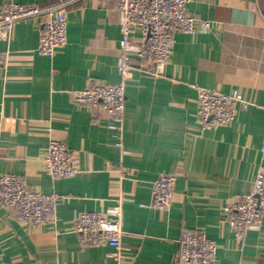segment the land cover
<instances>
[{
    "label": "crops",
    "instance_id": "1",
    "mask_svg": "<svg viewBox=\"0 0 264 264\" xmlns=\"http://www.w3.org/2000/svg\"><path fill=\"white\" fill-rule=\"evenodd\" d=\"M119 1L74 0L67 43L53 56L38 51L40 18L18 21L7 39L0 35V176L20 174L30 187L63 197L37 226L20 222L0 200V264H112L111 247L84 244L72 222L81 211L104 214L117 202L128 264H182L184 228L216 241L212 264H264V214L262 227L239 240L225 212L251 191L264 165V0H193L187 11L195 30L175 33L165 73H145L134 59L122 148L105 114L73 99L90 82L121 81ZM199 87L239 90L253 104L226 125L202 129ZM51 139L78 156L72 176L48 171ZM164 172L177 180L161 210L150 204Z\"/></svg>",
    "mask_w": 264,
    "mask_h": 264
},
{
    "label": "built area",
    "instance_id": "2",
    "mask_svg": "<svg viewBox=\"0 0 264 264\" xmlns=\"http://www.w3.org/2000/svg\"><path fill=\"white\" fill-rule=\"evenodd\" d=\"M193 0H120L119 25L121 30L118 83L90 82L85 88L74 91L76 103L99 110L107 117V127L116 146H124L126 82L131 78L134 59L145 73L160 76L170 60L179 30L194 31L196 18L187 11ZM74 0H59L52 4L12 2L0 6V35L10 37L14 25L20 20L40 18L38 51L53 56L68 40V8ZM206 26L210 22H205ZM139 31L140 40L134 38ZM4 63L0 52V66ZM198 117L202 129L215 128L232 122L239 109L251 104L242 92H230L199 87ZM78 156L63 140L51 139L47 146L45 164L53 178L72 176L78 171ZM176 175L162 173L154 181L150 206L166 209L174 196ZM0 200L15 210L17 219L37 226L52 215L61 205L63 197L58 192L49 194L29 186L25 176L4 174L0 176ZM227 220L239 240L250 230L263 225L264 165L258 169L253 187L248 193L238 194L225 206ZM73 228L84 244L111 247L112 264H128L122 242L121 204L110 206L106 213L95 210L81 211L73 219ZM218 245L205 232L184 228L179 240V258L182 264H212Z\"/></svg>",
    "mask_w": 264,
    "mask_h": 264
}]
</instances>
